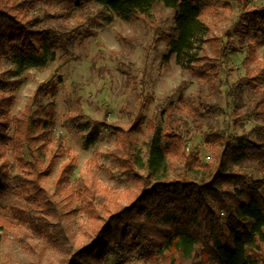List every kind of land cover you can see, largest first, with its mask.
<instances>
[{
	"label": "trees",
	"instance_id": "16d2710c",
	"mask_svg": "<svg viewBox=\"0 0 264 264\" xmlns=\"http://www.w3.org/2000/svg\"><path fill=\"white\" fill-rule=\"evenodd\" d=\"M65 1L70 16L94 1L103 7L102 15L107 11L127 22H147L154 31L155 44L163 43L169 49L165 60L175 56L184 67L200 65L203 69L196 75L208 85L220 79V59L226 51H235L232 41L223 45L209 38L211 28L206 16L218 10L217 3L222 0ZM234 1L245 6L249 0ZM32 6L29 1L0 0V159L10 153L14 161L5 160L0 166V245L5 232L15 228L6 217L8 210L16 226L29 228L32 237L57 241V245L64 237L62 232H57V238L52 236L54 224L49 218L61 220L78 211L89 216L95 230L80 248L73 251L65 247L66 264H108L110 258L127 264L133 254L144 264H264V89L258 83L264 75V63L257 51L249 49L244 61L246 76L231 90L247 91L256 99L251 113L261 124L252 132L255 140L242 135L232 142L226 130L211 129L205 134L211 161L196 168L198 159L187 153L186 142L190 123L202 130L199 117L183 97L177 103L169 97L164 107L166 129L153 125L154 135L146 142V159L137 150L134 138L142 123L129 131L111 128L123 136L119 142L125 154L112 152L118 171L107 170L134 183L130 201L103 191L106 195H102L104 201L99 206L95 184L85 182L77 192L67 194L71 202L63 206L48 197L43 185L44 179L53 174L54 165L68 156L70 161L55 180L56 194H65L77 165L65 140L53 139L58 107L48 101V96L55 97L56 86L40 85L25 110L13 117L16 92L23 82L2 72V59L11 61L16 66L14 74L19 76L30 68L44 66V57L56 40L65 48L72 45L68 31L37 28L40 19L29 14ZM158 7L173 11L174 23L167 31L153 18ZM224 7L231 9L227 4ZM245 21L254 36L264 41V6L247 7ZM210 42L215 44L213 58L203 54ZM152 101L153 96L146 107ZM78 127L82 132L89 131L87 145L96 144L100 134L95 124L86 121ZM244 164L252 166V173L258 176L243 170ZM17 170L21 174L13 177ZM10 193L38 207L43 215L34 218L14 205L7 209L3 200ZM77 198L82 200L79 209L73 205ZM183 240L189 241V246Z\"/></svg>",
	"mask_w": 264,
	"mask_h": 264
},
{
	"label": "rangeland",
	"instance_id": "374dc122",
	"mask_svg": "<svg viewBox=\"0 0 264 264\" xmlns=\"http://www.w3.org/2000/svg\"><path fill=\"white\" fill-rule=\"evenodd\" d=\"M20 1L33 2L29 14L40 19L37 28L68 31V38L72 42L71 46L65 48L63 42L56 40L44 57V66L30 68L19 76L14 74L16 66L11 61H1L3 73L9 74L12 80L23 82L16 92L13 117L25 110L40 85L56 86L55 97L52 94L48 96V101H54L58 107L53 139L63 138L77 160L65 194H56L55 180L70 157L65 156L56 163L53 174L44 179L48 197L56 203L64 206L71 202L67 194L77 192L85 182L95 184L99 206L104 201L102 195L110 191L129 202L134 183L107 170L118 171L112 152L125 154L119 142L123 136L114 133L111 128L114 126L129 131L135 124L142 123L141 130L134 133V138L137 150L146 159V142L154 135L153 125L166 129L164 107L169 97L174 98L176 103L183 97L199 117L202 130L190 123V135L186 142L187 153L198 159L196 168L211 161V147L205 139V134L211 129L220 132L226 130L232 142L242 135L256 139L252 132L261 121L251 113L255 97L247 91L231 90L246 76L244 61L249 49L256 50L258 59L264 63V41L254 36L245 21L247 7L261 8L264 0H249L245 6L234 0H222L217 3L218 10L206 16L211 28L209 38L220 40L223 45L230 40L235 49L227 50L226 56L220 59V79L214 85L202 82L196 75L197 71L203 69L200 65L184 67L175 56L165 60L169 49L163 43L155 44L154 31L145 21L127 22L107 11L102 15L103 7L94 1L71 16L65 0ZM225 4L231 9L224 7ZM153 18L164 31L174 23L173 11L169 8H156ZM214 45L211 42L206 44L203 54L213 58L216 54ZM251 68H256V65L251 64ZM258 83L264 89V75ZM152 96L153 101L146 107V102ZM86 121L95 124L100 134L96 144L90 146L86 143L89 131L82 132L78 127ZM12 133L13 129L10 136ZM5 160L14 163L10 153L0 159V166ZM27 161H30L28 155ZM242 169L253 172L248 164H244ZM16 174L21 172L17 170L12 176ZM13 205L31 213L34 218L43 215L38 207L10 193L3 200V206L10 209ZM73 205L79 209L82 200L75 199ZM6 217L15 224V228L5 232L0 245V264H66L63 262L65 247H71L73 251L80 248L95 230L94 222L86 213L75 211L61 220L50 217V222L54 224L52 236L57 238V232H62L64 237L63 243L57 245V241L55 244L32 237L29 228L16 226L9 210ZM183 244L189 246V241L183 240ZM108 264L118 262L110 258ZM127 264L144 262L133 254Z\"/></svg>",
	"mask_w": 264,
	"mask_h": 264
}]
</instances>
